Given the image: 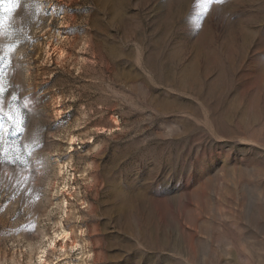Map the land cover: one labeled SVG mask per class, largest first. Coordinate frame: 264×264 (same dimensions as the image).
I'll list each match as a JSON object with an SVG mask.
<instances>
[{
	"label": "rangeland",
	"instance_id": "rangeland-1",
	"mask_svg": "<svg viewBox=\"0 0 264 264\" xmlns=\"http://www.w3.org/2000/svg\"><path fill=\"white\" fill-rule=\"evenodd\" d=\"M0 57V264H264V0H2Z\"/></svg>",
	"mask_w": 264,
	"mask_h": 264
},
{
	"label": "bare ground",
	"instance_id": "bare-ground-1",
	"mask_svg": "<svg viewBox=\"0 0 264 264\" xmlns=\"http://www.w3.org/2000/svg\"><path fill=\"white\" fill-rule=\"evenodd\" d=\"M62 54H63V51H62ZM71 142L72 143L74 142V138L71 139ZM65 202H67V200H65ZM58 239H61L62 240V242L60 244L58 243L59 246H60V248H61V250L67 249V247H68V241H72V233L70 232V230H68L67 228H65L63 226V224H61V222L58 224V231H57V233L55 235H52V237L50 238V241H49V245L48 246L50 248H55L57 246ZM70 246H71L72 249H74V248H77L79 245L76 242H72V244ZM87 262L83 258L82 259V262L79 263V264H88ZM37 264H50V262H48V260L46 259L45 252H41L40 256L38 257V263ZM69 264H72V263H69Z\"/></svg>",
	"mask_w": 264,
	"mask_h": 264
},
{
	"label": "snow or ice",
	"instance_id": "snow-or-ice-1",
	"mask_svg": "<svg viewBox=\"0 0 264 264\" xmlns=\"http://www.w3.org/2000/svg\"><path fill=\"white\" fill-rule=\"evenodd\" d=\"M0 2H2V0H0ZM208 3H211L212 0H207ZM3 57H0V60H3ZM4 91V89L2 87H0V94H2ZM0 114H2V108H0ZM11 119V117H9Z\"/></svg>",
	"mask_w": 264,
	"mask_h": 264
}]
</instances>
